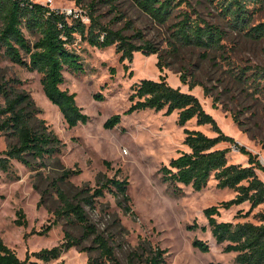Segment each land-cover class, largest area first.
I'll list each match as a JSON object with an SVG mask.
<instances>
[{
  "label": "rangeland",
  "instance_id": "1",
  "mask_svg": "<svg viewBox=\"0 0 264 264\" xmlns=\"http://www.w3.org/2000/svg\"><path fill=\"white\" fill-rule=\"evenodd\" d=\"M42 3L44 0H33ZM211 22H221L218 11L210 0H190ZM95 2L96 15L110 23L116 15H125L113 24L116 29L132 21L134 29L141 31L138 43L152 41L165 52L168 67L161 70L158 55L136 52L134 58L121 60L116 46L106 49L93 47L77 37L74 48L82 57L83 69L64 72V90L75 93L79 106L90 116V121L70 128L59 108L46 96L42 75L15 64L0 50V84L10 82L17 90L27 91L41 109L39 119L46 121L61 140L60 152L39 160L29 168L19 161L12 162L8 172L0 170V235L20 258L30 257L42 249H51L65 242L66 232L76 238L83 235L80 224L71 225L65 218H57L61 207L55 184L78 202L93 195L107 179L128 180L130 202L116 196L115 188L105 189L104 196L94 198L92 205L84 207L89 221L113 247L120 264H145L158 248L167 250L168 264H235V253H225L224 245L217 244L205 215L208 207L231 200L236 193L219 189L212 178L203 191L183 187L180 191L163 180L161 169L173 158L190 151L184 144L185 129L201 130L214 137L217 133L210 125L198 126L196 119L184 127L179 114L152 109L127 115L131 106L133 87L144 79L159 81L166 76L174 87L190 92L188 83L199 85L192 90L206 111L212 114L228 136L257 156L264 166V84L250 78L254 68L264 66V40L254 41L244 34L230 33L225 48L202 56L197 48H182L170 52L168 39L171 23L159 25L142 12L132 0H117V11L109 3L99 0H53V9L87 11ZM264 20V14L257 17ZM125 30L134 35L135 30ZM33 41L36 39L29 36ZM115 69V73L111 72ZM122 121L113 129H106V121L117 115ZM238 119V123L234 121ZM15 139L0 134V153ZM220 148H231L229 160L234 164L249 165V158L234 145L222 143ZM70 171V177L63 178ZM79 171V172H78ZM264 180V173L258 171ZM79 193L83 196L78 197ZM249 203L222 211L219 221L258 223L255 214L235 219L239 210L245 214ZM26 214L27 226L16 224L19 211ZM52 229L39 234L47 227ZM206 228V229H205ZM94 237L81 241V245L54 261L39 264H110L101 256L93 243ZM196 240L208 242L210 251L194 246ZM86 249V250H84Z\"/></svg>",
  "mask_w": 264,
  "mask_h": 264
},
{
  "label": "trees",
  "instance_id": "2",
  "mask_svg": "<svg viewBox=\"0 0 264 264\" xmlns=\"http://www.w3.org/2000/svg\"><path fill=\"white\" fill-rule=\"evenodd\" d=\"M117 0H99L111 4L117 11ZM134 4L155 23L167 25L171 23V35L168 39L170 52L176 54L182 48H197L203 57L225 48L224 41L230 30L244 34L254 41L264 40V20L257 19L264 14V0H210L218 11L221 22L206 19L190 0H132ZM97 4L93 2L86 14L90 23L73 19L59 9H53L33 0H0V50L15 64L28 68L42 75V85L47 98L59 108L70 128L80 124L86 125L90 116L79 106L77 96L62 85L65 82L64 72L83 69L82 57L74 48L79 36L82 41L93 47L106 49L116 46L121 60H132L136 52L146 55H158V66L161 70L168 67L165 63V52L152 41L138 43L142 38L141 31L134 29L128 20L125 27L116 29L113 24L125 18L116 15L110 23H104L101 15H96ZM133 28L134 35H127L126 29ZM29 36L36 39L33 41ZM115 69H111L114 74ZM251 80L264 84V66L254 68ZM181 81L189 84L190 92L172 86L166 76L159 81L144 79L137 83L130 95L131 106L127 115L148 109L158 112L165 110L167 115L179 114V124L184 127L196 119L198 126L210 125L217 133L211 137L201 130L185 129L184 144L190 151L183 152L173 158L169 165L161 169L163 180L180 191L183 187H191L195 191H203L214 178L219 189H230L236 196L228 201L208 207L205 215L209 221L217 244L224 245L225 253H235V264H264V209L255 214L252 221L234 222L219 221L222 211H228L245 203L250 204L244 214L239 210L235 219L247 218L264 205V180L258 171L264 173V166L252 152L227 134L219 126L215 117L208 113L201 99L192 93L199 85L188 83L186 77ZM41 109L27 91L17 90L10 82L0 84V134L10 135L15 139L8 148L0 153V170L10 171L13 161H19L29 168L35 167L39 160L53 157L60 152L61 140L55 132L39 119ZM122 121L117 114L105 123L106 129H113ZM239 122L238 119H234ZM222 143H230L243 155L249 158V165L234 164L229 160L231 148H220ZM79 172V171H78ZM70 177V171L63 178ZM128 180L107 179L93 195L75 202L55 184L62 202L56 211L57 218H65L71 225L80 224L83 235L76 238L67 231L65 242L51 249L34 252L38 261L49 263L59 259L63 253L81 245V241L94 237L93 243L110 264H120L109 241L100 234L89 221L84 202L92 205L94 198L104 196L105 189L115 188L116 196L130 202ZM83 196L79 193L78 197ZM84 201V202H83ZM16 224L27 226L28 220L23 210L18 213ZM52 229L47 227L39 234L45 235ZM206 229V228H205ZM194 246L209 252L208 242L196 240ZM86 250V249H84ZM167 250L158 248L146 259L145 264H168L165 259ZM30 262V257L22 259L9 247L0 235V264H39ZM88 264H95L90 259Z\"/></svg>",
  "mask_w": 264,
  "mask_h": 264
},
{
  "label": "built area",
  "instance_id": "3",
  "mask_svg": "<svg viewBox=\"0 0 264 264\" xmlns=\"http://www.w3.org/2000/svg\"><path fill=\"white\" fill-rule=\"evenodd\" d=\"M42 4L51 6L53 4V0H44ZM62 12L73 19H80L85 24L90 23V18L85 11H80L77 9L70 8V9L62 10Z\"/></svg>",
  "mask_w": 264,
  "mask_h": 264
}]
</instances>
